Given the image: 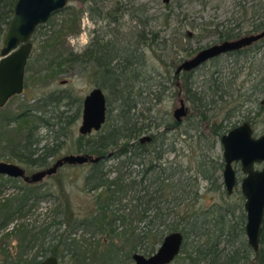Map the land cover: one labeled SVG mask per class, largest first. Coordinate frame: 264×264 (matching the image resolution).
I'll use <instances>...</instances> for the list:
<instances>
[{"label": "trees", "instance_id": "16d2710c", "mask_svg": "<svg viewBox=\"0 0 264 264\" xmlns=\"http://www.w3.org/2000/svg\"><path fill=\"white\" fill-rule=\"evenodd\" d=\"M16 1L0 0V44L8 21L14 14ZM79 1L85 5L89 20L95 23L105 22L108 26L105 34H108L109 38H106L105 42L103 36L95 38L92 44L80 53L70 50L65 38L70 35L77 36L81 31L80 13L78 14L74 7L69 5L56 13L62 15L59 23L50 19L49 34L43 39H37V36L41 34L40 30L44 26L38 27L31 40L33 50L29 60L34 58L35 63L39 65L41 63L44 69L43 73L38 75L39 82L50 83L61 74L77 68L81 75L98 77L101 82L99 89H109L108 100L112 99L116 106L114 110L106 112L107 118L109 116L107 128L96 137H91V134L86 137L80 136L77 152L93 157L110 154V158L118 162L119 172L113 179H109L114 172H107L102 168V163L106 159L98 164H87L89 169L83 181L86 191L96 195L94 213L73 218L72 214L66 213L70 208L67 201L64 207L63 204L58 207L51 220L43 222V226L37 228L18 221H25L41 199L42 195L38 190L41 183L35 185L24 183V187L19 188L20 192L17 195L9 197H3L0 191V264H38L49 256L56 257L59 264H65V258H68L66 264H119L122 263L120 262L122 258L128 260L131 252L137 248L144 256L155 254L165 236L176 232L182 234L184 241L180 254L171 264H264V228L260 250L254 253L243 237L245 216L241 206L236 211L229 206L226 208L214 206L207 211L193 210L188 204L184 208L178 207L185 201L195 204L201 198L196 185L197 179L204 182L211 181L210 190L219 192L220 185H215L218 178L217 167L211 158L206 159V153L200 155L203 161L196 163L195 170L175 161L166 163L165 166L162 162L165 158L164 153L177 152L174 141L169 145L165 144L166 133L152 136L149 143H138L139 138L148 131L150 125L138 123L140 115L135 112L138 106L137 99L147 92V95L159 101L160 90L164 92L168 89L162 81H156L160 77L149 76V80L155 79V84L149 87H144L146 82L142 79V76L147 75L144 70L148 62L144 50L146 47L151 50L156 60L163 65L166 64L163 56L169 52L170 40L161 38L160 33L151 30L152 23L159 21L160 17H150L147 14L144 20H139L134 15V11L124 5L120 7L121 3L109 7V0ZM147 11L148 9H144L142 13ZM126 14L131 18V26L124 23L128 31L121 33L119 27ZM164 17L162 25L166 29L170 18L167 15ZM179 22L183 23V21ZM101 28L98 29V34H101ZM262 30H264V21L253 27L254 32L260 33ZM177 31L181 34L180 29ZM231 32L232 30L226 33L220 32L218 34L220 41L235 40L236 35ZM183 38L186 36L183 35ZM263 42L264 39L252 44L251 47L228 55L240 56L252 48H258ZM178 51L184 52L188 58L192 57L190 50L180 48ZM180 74H185L186 90L190 95L188 84L192 73ZM179 75L174 73V79L176 80ZM260 84L263 86L260 85L259 89L255 85L251 87L253 94L256 93V89L258 93L264 94V79ZM231 85L229 82L213 81L209 87L212 90L209 105L213 97L222 101L224 95H228ZM200 95L193 92L189 100L195 108L202 110L208 104L201 102L205 96ZM36 103L44 111L42 116L33 119L30 112L24 110L13 120L26 127L29 126V131L24 134L22 143L9 150L11 152L9 159H15L29 168H46L61 151L62 143L58 141L66 137L65 127L74 124L79 118L81 103L66 90L45 92ZM63 107L68 110L77 107V113L72 120L66 115L68 110L61 111ZM114 111L116 114L113 115ZM170 123L173 127L180 125L176 122ZM39 128L45 129L52 135L54 128H58V135L54 136L52 147L44 144L39 148L42 139L35 138L37 135L35 132ZM198 138L200 141L202 136L199 135ZM204 141L205 144H209L207 151H212L216 144L215 140L209 142L206 138ZM110 149H114L113 152ZM66 167L73 166L66 165L63 168ZM132 167L137 170H132ZM221 168L222 164L218 170ZM122 169L124 173L121 172ZM0 179L2 181L3 177ZM3 185L6 186L5 183H2V187ZM128 191L133 193L132 212L116 216L110 208L120 201L122 194ZM236 212L239 213L238 217L235 215ZM117 222L121 223V228L116 226ZM134 222L136 225H133ZM64 223L68 224V228L62 231ZM79 230L86 233L91 230L92 238L100 235V240L88 242L91 238L84 239L86 234L77 240L76 235ZM13 241L14 245H12ZM222 244L224 247H221ZM127 246L129 249H126ZM102 247L104 249L99 252ZM119 255L122 256L120 260Z\"/></svg>", "mask_w": 264, "mask_h": 264}, {"label": "rangeland", "instance_id": "374dc122", "mask_svg": "<svg viewBox=\"0 0 264 264\" xmlns=\"http://www.w3.org/2000/svg\"><path fill=\"white\" fill-rule=\"evenodd\" d=\"M164 1L165 0H109L108 3L109 7L121 3L120 7L124 5L129 10H132V12L134 11V15H136L139 20H144V16L147 14L150 17H160L159 21L152 23L151 30L154 33H160L161 38L170 40L171 46L169 47V52L167 55L164 54L163 56V60H166L165 65L154 58V55L148 47L144 49L146 59L148 60L144 69L147 75L142 76V79L146 82L144 87L155 84V79L153 81L148 79L149 76L152 78L154 76L160 77V79L157 78L158 80L156 81H162L163 85L168 87V89L164 92L160 90L158 95L160 98L159 101H156L151 95H147V92L143 93V95L137 99L138 106L135 112L138 116L140 115L138 123L147 126L150 125L148 131L144 132L142 137H152L164 132L167 134L166 139H164L166 145L171 144L172 141L175 142L174 144L177 152L164 153L165 158L162 162L165 166L166 163L175 161L195 170L197 166L196 163L202 160L200 155L204 153L207 154V160L211 158V160L214 161L217 167L216 177L218 176L215 185H220L219 192L210 190L211 181L204 182L197 179L196 185L199 189L198 194L201 198H199L195 204L189 203L188 201L182 202L178 206L179 208H184L188 204L193 210L207 211L214 206H221L223 208L229 206L236 211L238 207L241 206L242 213L244 214V198L240 193V180H238V185L232 195H226L224 186L222 185V168L218 170L223 162V153L219 138L229 132V130L235 128V126L247 121L249 118L257 119V123L253 129L258 134L264 132V108L259 109V102L264 99V94L258 93V89L263 86V84L261 85L260 83L264 79V42L260 44L258 48H252V50L240 56L222 55L221 58L217 60H210L202 64L195 71L191 72L192 74L189 79L190 83L188 84L191 90L190 95H188L186 90L187 82L185 80V74H180L175 80L174 73L179 62L189 59L184 52L178 51L180 48H184L187 51L190 50L192 56H194L203 48L219 44L221 42L220 36H218L220 32L226 33L232 30L231 33L236 35L234 39L251 35L252 33H258L253 31V27L259 22L264 21V0H168L165 3ZM69 5L74 7V10H76L78 14L80 13L79 21L81 31L77 36L70 35L65 38V43H67L70 50L72 49L74 52L80 53L89 47L95 38L97 39V37L103 36L104 42L106 38H109L108 34H105L108 28L105 22L95 23L89 20V16L86 13L87 10H85L86 7L79 0H70ZM144 9H148V11L143 14L142 12ZM165 15L170 18L168 28L166 29L162 25ZM61 18L62 15L60 13L51 16L48 20L49 22L43 25L44 27L40 30L41 34H38L37 39H43L44 36L49 34L50 19L55 23H59ZM130 21V16L126 14L123 17L122 25L119 27L121 33L128 31L124 23L129 25ZM179 21H183V23ZM99 28L102 30L101 34H98ZM179 29L181 34L177 31ZM110 35H112V32ZM183 35H185L186 38H183ZM33 59L27 62L28 70L24 75L25 88L23 93L20 96L11 98L4 107L0 108V123H2L0 124V163L17 164L25 168L27 174H33L36 171L43 170L45 167L29 168L24 164L18 163L15 159H9L11 157V152H9V150L19 143H22L24 134L29 131V126L26 127L18 122H13V120L18 115H21L24 110L29 111L33 119L42 116L44 111L41 110L38 107V103H36L40 96L45 92H51V90H66L72 97L80 101L81 109L78 114L79 118L74 124L65 127L67 135L64 138H60L58 141V143H62L61 145L59 144L61 151L55 160L65 155L79 154L77 152V145L80 137L78 131L82 119V101L91 90L100 88L101 85L98 77L91 78V76L87 74L81 75L77 68H74L69 73L61 74V76L51 80L50 83L45 84L42 81L39 82L38 75L42 74L44 69L41 63L40 65L36 64L35 59ZM216 80L223 83H231V89L228 90V95H224L222 101L217 97H213V101L209 105V101L212 98V90H210L209 87L211 83ZM254 85L258 89H256V93L253 94V89L251 87ZM102 92L106 96L107 110H114L116 105L112 99L108 100V95H110L109 89L102 90ZM193 92L205 96L204 99H201V102H206L208 105L202 110L195 108L192 101L189 100ZM180 100L184 101L188 115L186 118L182 119L178 127H173L170 122H176L173 118V111L179 108ZM63 110L68 109L63 107L61 111ZM75 113H77V107L69 109L66 115L69 117V120H72ZM112 114L114 115L116 112L114 111ZM226 118H228V120ZM108 119L109 116L100 131L92 133L90 136L96 137L97 134L104 131L107 128ZM158 126L159 128L157 129ZM54 129L55 134L53 133V135L47 133L45 129L40 128L35 132L37 134L35 138L39 137L42 139L39 148L43 147L44 144H48L49 147L53 146V138L58 135V128ZM218 129L219 131H217ZM216 132L219 133V136H217ZM199 135L202 136L200 141L198 138ZM206 138H208L209 142L215 140L216 143L214 149L210 152L207 151V145L209 147V144L204 143ZM199 147L201 149H199ZM113 150L114 149H110L111 152H113ZM201 150H203L202 153ZM55 160L51 161L50 165L47 167L55 163ZM118 166V162L110 157L102 163V168L105 171L114 172L109 179H113L119 172ZM88 169L89 165L71 168L66 167V169L61 168L55 176L46 178L42 181L38 187L42 195L41 199L38 200L36 207L31 214L25 218V221L21 220L18 222L29 226H35L36 228L41 227L43 226V222L51 220V218L55 216V211L59 209L58 207H61L62 204L64 207V203L66 204L67 201L70 208L67 209L66 213L72 214L73 218L83 217L91 213L93 214L96 207L94 204L97 202L95 200L96 195L86 191L83 181ZM132 170H137V168L135 169L132 167ZM125 171H127V169H125ZM121 172L124 173V169H122ZM192 172L193 170L191 173ZM241 176V174L238 175V177ZM2 177V181L0 179V191L3 197L17 195L20 192L19 188L24 187V183H22L20 179L9 180L8 177ZM2 183H5L6 186L3 185L2 187ZM134 188H136V186ZM132 197L133 193L130 191L122 194L120 201L112 205L110 210H112L116 216L130 214L134 205ZM238 214V212L235 213L236 216ZM134 224L136 225L135 222L133 225ZM116 226L122 227L119 222L116 223ZM66 228H68V224L64 223L61 230L63 231ZM84 234H86L84 239L91 238L88 242H97L101 237L100 235H96L95 238H92L93 231L90 230V232L87 231L86 233L83 230H79L76 239L79 240ZM243 237L247 242L245 232ZM189 241H191V238ZM14 244L15 242L13 241L12 245ZM221 247H224V244H222ZM102 249H104V247L99 249V252L102 251ZM126 249H129L128 246ZM123 253H125V251ZM134 253L143 254L137 248L131 252L128 260L119 255L118 259L120 260L122 258L120 261L122 263L119 264H133L131 257ZM180 256L182 257L183 255ZM65 262H68V258H65Z\"/></svg>", "mask_w": 264, "mask_h": 264}, {"label": "water", "instance_id": "95a60500", "mask_svg": "<svg viewBox=\"0 0 264 264\" xmlns=\"http://www.w3.org/2000/svg\"><path fill=\"white\" fill-rule=\"evenodd\" d=\"M70 0H17L13 16L1 40L0 48V108L4 107L10 98L20 96L24 91V75L27 62L33 50L31 43L39 26L48 23L51 16L68 7ZM168 0H165L167 2ZM264 39V30L260 33L242 36L239 39L223 41L219 44L199 50L188 60L182 61L175 69V74L192 72L202 64L214 58L231 52L241 51L251 47L252 44ZM264 106V99L260 102ZM81 124L79 135L86 137L103 128L106 122V96L99 88L91 90L82 101ZM174 120L180 123L187 117V108L184 101L180 100L179 108L173 111ZM151 136L139 138L138 143H149ZM223 153V185L226 194H232L236 187L233 165L239 163L240 171L244 178L241 181L240 193L244 197V212L246 216L245 237L247 245L256 253L259 250L262 224L264 221V135L253 138V132L248 122H245L229 133L224 134L219 140ZM107 156L93 157L88 154L65 155L55 160L50 167L27 174L24 168L17 164L0 163V177L20 179L28 185L40 184L46 178L57 174L58 170L68 166H85L98 164L108 159ZM263 165L255 171L254 167ZM163 242L151 256L135 253L132 256L133 264H171L180 254L183 237L180 232L165 236ZM38 264H59L56 257L49 258Z\"/></svg>", "mask_w": 264, "mask_h": 264}, {"label": "flooded vegetation", "instance_id": "af4514ba", "mask_svg": "<svg viewBox=\"0 0 264 264\" xmlns=\"http://www.w3.org/2000/svg\"><path fill=\"white\" fill-rule=\"evenodd\" d=\"M23 87H24V84H23ZM25 88V87H24ZM15 97V96H14ZM13 98V97H12ZM11 99V98H10ZM9 99V100H10ZM263 100V99H262ZM261 100V101H262ZM260 101V102H261ZM9 102V101H8ZM260 102H259V109H263L264 108V106H262L261 104H260ZM261 106V107H260ZM188 115V114H187ZM173 118H174V116H173ZM182 121V120H181ZM245 122H248L249 123V125H250V129L252 130V132H253V138H255L256 139V137H260V136H262V135H264V132H261L260 134H258L253 128H254V126L256 125V123H257V119H253V118H249V119H247V121H245ZM245 122H243V123H245ZM177 123V122H176ZM181 123V122H180ZM179 123V124H180ZM242 123V124H243ZM241 125V124H240ZM239 126V125H238ZM235 127H237V126H235ZM234 129V128H233ZM232 130V129H231ZM231 130H229V132L231 131ZM229 132H227V133H229ZM226 133V134H227ZM222 136H224V135H222ZM222 136H220V138L222 137ZM220 138H219V140H220ZM240 164L239 163H236V164H234L233 165V170H234V174H235V181H236V187H237V183L239 182L238 180H240V183H241V181L243 180V178H244V175H243V173H241V171H240V166H239ZM263 167V165H258V166H255L254 167V170L255 171H258V170H260L261 168ZM223 169H224V164H223V162H222V171H221V174H222V172H223ZM25 170V169H24ZM26 172V171H25ZM239 174H241L242 176L241 177H238V175ZM222 185H223V174H222ZM224 186V185H223ZM236 187L234 188V190H233V192H232V194H234V192H235V190H236ZM224 190H225V186H224ZM225 194H226V191H225ZM232 194H230V195H232ZM226 195H228V194H226ZM243 196V195H242ZM244 198V197H243ZM243 204H244V202H243ZM243 210H244V205H243ZM244 216H245V212H244V214H243ZM245 222H246V216H245ZM264 221H263V224H262V232H263V228H264ZM245 226V225H244ZM261 235H262V233H261ZM262 238V237H261ZM260 243H261V240H260ZM259 250H260V244H259ZM258 250V251H259ZM257 251V252H258Z\"/></svg>", "mask_w": 264, "mask_h": 264}]
</instances>
